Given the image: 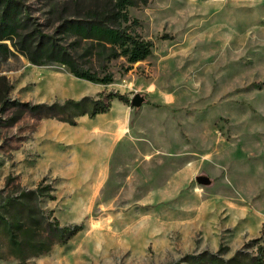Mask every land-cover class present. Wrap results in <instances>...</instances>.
I'll list each match as a JSON object with an SVG mask.
<instances>
[{
    "label": "rangeland",
    "instance_id": "1",
    "mask_svg": "<svg viewBox=\"0 0 264 264\" xmlns=\"http://www.w3.org/2000/svg\"><path fill=\"white\" fill-rule=\"evenodd\" d=\"M13 1L27 22L20 36L53 37L79 68L113 78L92 91L66 66L33 65L0 41L12 53L0 54V218L40 190L23 204L37 214H23L26 224L43 229L38 219L51 215L81 229L26 264H193L264 241V0L129 8L138 24L123 27L153 44L134 64L104 62L92 43L63 34V22L82 19L95 0ZM111 92L145 103H122L130 118L82 116L75 126L30 112ZM200 175L211 184H197ZM0 264H21L1 225Z\"/></svg>",
    "mask_w": 264,
    "mask_h": 264
},
{
    "label": "trees",
    "instance_id": "2",
    "mask_svg": "<svg viewBox=\"0 0 264 264\" xmlns=\"http://www.w3.org/2000/svg\"><path fill=\"white\" fill-rule=\"evenodd\" d=\"M97 1L100 0H95V6H92L82 19H66L61 26L63 34L92 43L97 49L98 58L104 62L125 56L129 64H134L148 58L152 53V42L142 40L136 34L128 32L123 25L130 22L138 24L137 20L130 19L127 10L144 7L149 0H103L101 4ZM20 15L21 12H18L15 1L2 0L0 41H9L13 50L25 56L33 65L46 66L57 63L66 66L77 79L100 85L112 84L113 78L110 73L104 72L100 75L79 68L67 48L58 45L53 37L43 36L37 32L20 36L18 31L27 24L26 21L22 23ZM15 38L19 41L16 42ZM34 39H38V43H35ZM0 54L12 53L6 44L0 43ZM112 100L130 105L125 95L111 92L100 93L97 98L83 97L77 101L69 99L51 105L38 104L31 106L30 112L37 117L53 118L75 126V118L82 116L94 118L108 113ZM17 118L11 119L9 125L16 123ZM40 192V190L24 192L18 198L21 204L13 208V217L10 220L0 218L2 233L7 238L9 249L21 264H26L30 257L47 254L55 244H66L81 231L78 226H60L58 220L51 218V215L48 218L38 219L40 220L38 224L42 225L43 229L35 226L37 223L26 224L22 219L23 214L28 218L37 214L33 213L30 207L26 209L23 204L26 201L28 203L30 198H35L37 194L42 196ZM246 248H251L253 251L244 250ZM222 255L220 251L216 254L204 253L192 260L193 264H264V241L262 237L255 239L228 259H224Z\"/></svg>",
    "mask_w": 264,
    "mask_h": 264
},
{
    "label": "crops",
    "instance_id": "3",
    "mask_svg": "<svg viewBox=\"0 0 264 264\" xmlns=\"http://www.w3.org/2000/svg\"><path fill=\"white\" fill-rule=\"evenodd\" d=\"M88 85H89L88 89L92 90V91H96L95 89L99 90L103 87V85L94 84V83H88ZM94 85H98V86H94ZM95 87H99V88H95ZM128 111H129V108H127V110H125L122 103H120L119 101H113L111 108H110L108 113L97 115V116H99V118L100 117L102 118V116H103L106 118H110L111 120H116L119 118H125L126 119V118H130V114L128 115Z\"/></svg>",
    "mask_w": 264,
    "mask_h": 264
},
{
    "label": "water",
    "instance_id": "4",
    "mask_svg": "<svg viewBox=\"0 0 264 264\" xmlns=\"http://www.w3.org/2000/svg\"><path fill=\"white\" fill-rule=\"evenodd\" d=\"M144 103H145V97L139 93H136L133 95V97L130 100V108L139 109L143 106ZM195 181L197 184L202 186H209L211 184V180L207 176H203V175L197 176L195 178Z\"/></svg>",
    "mask_w": 264,
    "mask_h": 264
}]
</instances>
